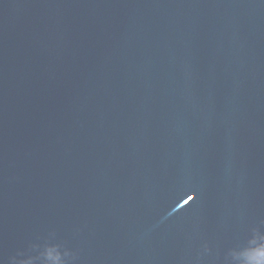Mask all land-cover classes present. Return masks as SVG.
Returning a JSON list of instances; mask_svg holds the SVG:
<instances>
[{
	"label": "water",
	"instance_id": "95a60500",
	"mask_svg": "<svg viewBox=\"0 0 264 264\" xmlns=\"http://www.w3.org/2000/svg\"><path fill=\"white\" fill-rule=\"evenodd\" d=\"M0 264H264V0H0Z\"/></svg>",
	"mask_w": 264,
	"mask_h": 264
},
{
	"label": "snow or ice",
	"instance_id": "6c2138e0",
	"mask_svg": "<svg viewBox=\"0 0 264 264\" xmlns=\"http://www.w3.org/2000/svg\"><path fill=\"white\" fill-rule=\"evenodd\" d=\"M195 199V196H192L191 200H194Z\"/></svg>",
	"mask_w": 264,
	"mask_h": 264
}]
</instances>
